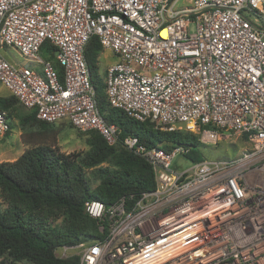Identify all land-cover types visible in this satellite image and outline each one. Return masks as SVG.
I'll return each instance as SVG.
<instances>
[{"label":"built area","instance_id":"2783aa9c","mask_svg":"<svg viewBox=\"0 0 264 264\" xmlns=\"http://www.w3.org/2000/svg\"><path fill=\"white\" fill-rule=\"evenodd\" d=\"M181 1L0 0V84L10 95L39 121L95 131L152 167V191L84 203L109 232L59 248L78 250V264H264V0ZM92 36L116 57L104 75L110 107L202 145L234 135L249 147L193 162L187 146L120 139L97 108L84 57ZM8 131L0 108V138Z\"/></svg>","mask_w":264,"mask_h":264},{"label":"trees","instance_id":"16d2710c","mask_svg":"<svg viewBox=\"0 0 264 264\" xmlns=\"http://www.w3.org/2000/svg\"><path fill=\"white\" fill-rule=\"evenodd\" d=\"M46 45L42 50L48 48ZM101 52L97 37L92 36L84 57L97 108L108 124L120 129L119 138L133 136L147 147L164 150L175 145L187 146L190 153L186 158L202 161L200 143L193 133L160 131L149 121H136L109 106L96 72ZM16 104L23 107L12 95L0 96V108L6 114L9 130ZM17 121L23 141L30 147L15 161L0 163V200L5 205L3 209L0 207V257H4L0 264H78V256L59 259L55 250L82 241H102L109 232L107 220L89 217L84 203L95 200L109 206L121 197L133 196L132 201L135 200L139 194L154 189L152 167L119 143L108 145L95 131L82 133L89 135V150L84 156L65 155L48 144L58 133V125L39 121L34 110L19 114ZM32 134L42 136V143L25 139ZM86 170L95 180L99 179L93 189L86 179Z\"/></svg>","mask_w":264,"mask_h":264},{"label":"rangeland","instance_id":"374dc122","mask_svg":"<svg viewBox=\"0 0 264 264\" xmlns=\"http://www.w3.org/2000/svg\"><path fill=\"white\" fill-rule=\"evenodd\" d=\"M186 4V0H182L178 6L182 7ZM189 31H194V24L190 23L189 25ZM4 57L19 66H27L30 68H33L34 65L32 63H29L25 58H22L15 50L13 49H5L3 52ZM38 57L41 60H45L48 57L47 50H42ZM98 58V65H97V74L98 78L100 79V82H102V85L104 87V75L106 68L113 64L116 60V57H114L110 52L103 51L99 54ZM39 68L36 70L38 71ZM99 85V82L97 83ZM99 88L100 85H99ZM104 93V88H103ZM10 93L0 84V96L7 97ZM28 110L21 107L20 105L16 104V108L14 110V113L12 114V129L8 131V133H5L0 138V163H6V162H13L15 161L28 147H30L29 144H26L23 141L22 129L18 125V115L27 113ZM65 124L58 125V133L55 137H52L49 139L48 144L50 146L55 147L60 153H63L65 155H74L79 154L81 156H84L88 150V139L89 135L82 134L78 131H76L71 126ZM153 125V124H152ZM154 129L160 130V127H157L156 125H153ZM161 131V130H160ZM32 139V141L42 143V136H38L36 134H32L30 136H25V139L28 140ZM249 146L246 142H244L241 137H237L234 135H231L228 137V139L221 140L215 145H202L200 144L198 151L202 158V160L207 161H226L235 158L238 156L242 151L247 149ZM105 165H102L101 167H104ZM86 179L89 181L90 189H93L96 187V185L99 183V179L96 180L93 178L91 172L89 170H86ZM0 207L3 209L5 207L4 204L1 203L0 200ZM83 242V241H82ZM90 242V241H85ZM78 250L74 251H68V252H62L59 248L55 250V255L59 259H68L74 256H77ZM4 257H0V261ZM20 264H27V263H20Z\"/></svg>","mask_w":264,"mask_h":264}]
</instances>
